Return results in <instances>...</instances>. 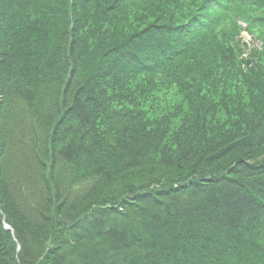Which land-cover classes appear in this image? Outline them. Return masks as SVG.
Wrapping results in <instances>:
<instances>
[{"label": "trees", "instance_id": "1", "mask_svg": "<svg viewBox=\"0 0 264 264\" xmlns=\"http://www.w3.org/2000/svg\"><path fill=\"white\" fill-rule=\"evenodd\" d=\"M232 3L0 0V264H264V0Z\"/></svg>", "mask_w": 264, "mask_h": 264}, {"label": "rangeland", "instance_id": "2", "mask_svg": "<svg viewBox=\"0 0 264 264\" xmlns=\"http://www.w3.org/2000/svg\"><path fill=\"white\" fill-rule=\"evenodd\" d=\"M243 35V41L248 45L249 49H256L259 48L261 49V44L262 41H260L259 39L252 37L251 35H249L247 32H243L241 33ZM239 35V34H238ZM103 206L104 207H108L110 206L108 203H101V201H99L96 206Z\"/></svg>", "mask_w": 264, "mask_h": 264}, {"label": "bare ground", "instance_id": "3", "mask_svg": "<svg viewBox=\"0 0 264 264\" xmlns=\"http://www.w3.org/2000/svg\"><path fill=\"white\" fill-rule=\"evenodd\" d=\"M0 211H1V208H0ZM12 232H13V229L11 228Z\"/></svg>", "mask_w": 264, "mask_h": 264}]
</instances>
